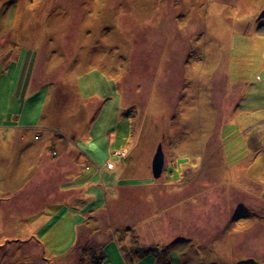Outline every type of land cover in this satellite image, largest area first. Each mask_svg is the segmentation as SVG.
Listing matches in <instances>:
<instances>
[{"label": "rangeland", "instance_id": "rangeland-1", "mask_svg": "<svg viewBox=\"0 0 264 264\" xmlns=\"http://www.w3.org/2000/svg\"><path fill=\"white\" fill-rule=\"evenodd\" d=\"M263 11L0 0V264H264Z\"/></svg>", "mask_w": 264, "mask_h": 264}, {"label": "bare ground", "instance_id": "bare-ground-1", "mask_svg": "<svg viewBox=\"0 0 264 264\" xmlns=\"http://www.w3.org/2000/svg\"><path fill=\"white\" fill-rule=\"evenodd\" d=\"M36 139H38L37 137H35ZM44 154L45 153H41V155H40V157H43L44 156ZM57 154V153H56ZM154 156V155H153ZM153 159V158H152ZM0 161H2V160H0ZM58 165H54L53 166V169H51V172H50V175H51V173H53V172H55V171H58ZM61 167H59V169H60ZM47 176H49L48 174L47 175H42L41 176V178H40V180H42V179H44L45 177L48 179L49 177H47ZM54 180H56V178H54ZM53 179H51V181L50 182H53L54 181ZM43 181H45V180H43ZM43 181H40V182H38V183H35L34 184V187H35V189H33L34 191H39L40 190V194H39V197H41L43 200L44 199H46V200H49L48 199V195H46V193L45 192H48V183L46 184V186H45V188L46 189H44L43 187H42V185H41V183L43 182ZM43 191H44V193H43ZM44 195H43V194ZM38 200V199H37ZM39 201V200H38ZM40 202V201H39Z\"/></svg>", "mask_w": 264, "mask_h": 264}, {"label": "water", "instance_id": "water-1", "mask_svg": "<svg viewBox=\"0 0 264 264\" xmlns=\"http://www.w3.org/2000/svg\"><path fill=\"white\" fill-rule=\"evenodd\" d=\"M262 16H264V11L261 17ZM162 162H163V153L161 151V145H159L152 159V171L154 175H157L161 172Z\"/></svg>", "mask_w": 264, "mask_h": 264}, {"label": "trees", "instance_id": "trees-1", "mask_svg": "<svg viewBox=\"0 0 264 264\" xmlns=\"http://www.w3.org/2000/svg\"><path fill=\"white\" fill-rule=\"evenodd\" d=\"M91 250L94 251V252L91 251V252H92V256H93V258H92L93 263H92V264H100V262H101V258H98V257H97L96 252H95V249L92 248ZM90 259H91V258H90ZM88 261H89V260L86 261V259H82V260H81V262H86V263H88Z\"/></svg>", "mask_w": 264, "mask_h": 264}, {"label": "crops", "instance_id": "crops-1", "mask_svg": "<svg viewBox=\"0 0 264 264\" xmlns=\"http://www.w3.org/2000/svg\"><path fill=\"white\" fill-rule=\"evenodd\" d=\"M91 245H92V243H91ZM99 255H101L102 257H101V262H100V264H103V261H104V258H103V252L101 251V253H99ZM102 258H103V260H102Z\"/></svg>", "mask_w": 264, "mask_h": 264}]
</instances>
